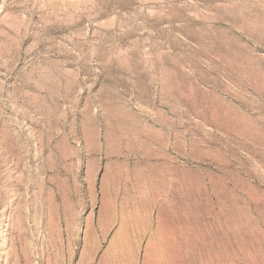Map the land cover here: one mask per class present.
Returning <instances> with one entry per match:
<instances>
[{"label":"rangeland","instance_id":"obj_1","mask_svg":"<svg viewBox=\"0 0 264 264\" xmlns=\"http://www.w3.org/2000/svg\"><path fill=\"white\" fill-rule=\"evenodd\" d=\"M0 264H264V0H0Z\"/></svg>","mask_w":264,"mask_h":264}]
</instances>
